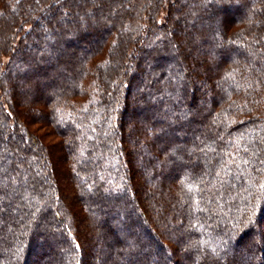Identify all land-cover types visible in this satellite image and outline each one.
I'll list each match as a JSON object with an SVG mask.
<instances>
[{
    "label": "trees",
    "instance_id": "1",
    "mask_svg": "<svg viewBox=\"0 0 264 264\" xmlns=\"http://www.w3.org/2000/svg\"><path fill=\"white\" fill-rule=\"evenodd\" d=\"M97 258L264 264V0H0V264Z\"/></svg>",
    "mask_w": 264,
    "mask_h": 264
},
{
    "label": "rangeland",
    "instance_id": "2",
    "mask_svg": "<svg viewBox=\"0 0 264 264\" xmlns=\"http://www.w3.org/2000/svg\"><path fill=\"white\" fill-rule=\"evenodd\" d=\"M2 60H3V64L4 66H6L7 62L9 61V58L8 57H2ZM178 209V208H177ZM174 237L175 239L178 241L180 240L185 234H184V230H181L178 228V231L176 233H174ZM179 242V241H178ZM100 260H103V258H97V260H95V263L94 264H98V262H100Z\"/></svg>",
    "mask_w": 264,
    "mask_h": 264
}]
</instances>
